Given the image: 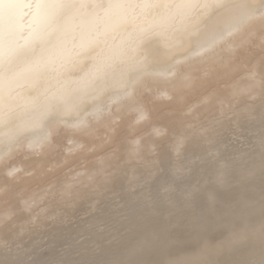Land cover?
Returning <instances> with one entry per match:
<instances>
[{"label": "clouds", "instance_id": "9594fccd", "mask_svg": "<svg viewBox=\"0 0 264 264\" xmlns=\"http://www.w3.org/2000/svg\"><path fill=\"white\" fill-rule=\"evenodd\" d=\"M0 264H264V0H0Z\"/></svg>", "mask_w": 264, "mask_h": 264}, {"label": "bare ground", "instance_id": "6f19581e", "mask_svg": "<svg viewBox=\"0 0 264 264\" xmlns=\"http://www.w3.org/2000/svg\"><path fill=\"white\" fill-rule=\"evenodd\" d=\"M45 243H50V241H45Z\"/></svg>", "mask_w": 264, "mask_h": 264}]
</instances>
